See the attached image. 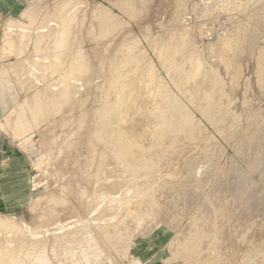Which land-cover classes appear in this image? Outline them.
Wrapping results in <instances>:
<instances>
[{"label": "rangeland", "instance_id": "374dc122", "mask_svg": "<svg viewBox=\"0 0 264 264\" xmlns=\"http://www.w3.org/2000/svg\"><path fill=\"white\" fill-rule=\"evenodd\" d=\"M19 1H21L19 10H16V5L8 0H1L0 3V73H5L3 78L9 80L11 89V96L5 97L6 102L0 101V121L6 114H10V111H14L15 115L12 117L16 114H24L26 122L29 123V129L23 136L16 137L0 127V218L13 220L17 224L31 228L36 224L37 214L42 210L41 206L45 208L46 202L52 197L60 199L58 197L65 196L66 201L68 199L65 204L66 208L63 207L61 210L59 207H54L60 210V213L56 215L57 218L55 217V221L40 230L39 237L41 241L43 240L42 243L45 242L50 247V242L54 241V234L62 235L68 229L71 230V227L73 230L77 225V227L81 226L80 224L88 227L96 226L97 222L91 221V218L93 220L94 217L90 212H87L83 205L76 202V195H73L78 191V186L80 190L88 192L83 199L91 198L105 186L118 181V171H115L118 168L114 163V168L111 167L113 165L110 163V159L98 162L103 148L101 145L94 147L97 150V156L95 163L91 165L89 154L91 145H94L92 135L100 127L101 121L98 113L102 110L103 105L113 101L117 94L116 89L113 88L115 85L109 86L112 70L120 68L121 62L126 59L127 55L131 56V53L134 52L136 57L144 52L145 60L142 59L139 63L132 79L140 81L141 84L146 83V70L149 69V64L158 81L147 89L158 88L159 94L168 90L172 98L189 111L196 122L206 128L205 134L200 136L197 133V142L192 144V147L190 146L188 157L195 163L200 161L201 155L209 149L211 150L215 142L220 152V162L210 183L204 187L202 197H197L189 212L184 211L183 206L190 195L184 188L185 183L182 182V185L175 189L171 188L173 192L169 190L172 198L170 204L172 203L173 206V211L170 214L177 217L175 221L167 220L166 225H172L173 232L165 228L168 232L160 231L148 238H137L134 241L132 256L141 258L145 262L150 261V264L168 261L172 257V253L176 252V244L184 241L183 235L186 233L189 220L208 198L213 182L222 173V166L227 167L224 172L226 178L225 198L226 201L230 199V180L228 179L231 173L230 159H235L239 161L241 171L250 180L245 183L240 182L236 191L247 189L251 183L252 186L247 190L255 202L254 207L252 210L241 211L239 224L237 223L234 229L230 225L229 218L215 228L216 232L207 227L205 233L212 232L215 235L216 241H212L209 247L218 254L216 255L218 264H243L247 259L245 255L247 253L252 256L249 257L252 261L258 258H262L264 261V257H262L264 256V245H262L264 241L260 240L262 231L264 232V143L245 160H239L235 150L236 142L247 135V132L255 135L260 130H264V78L261 80L257 75V59L261 58L264 61V0H184L180 4V8L176 5L177 9L173 0H146L143 8L137 12L133 19L113 5L114 0H72L79 3L78 24L74 27V31L77 34L76 38L81 52L89 65L88 75L76 82L75 86L73 85L75 91L70 90L73 92L70 94L73 102L71 99L69 101L57 99L55 112L38 121L32 120L29 110L23 105L31 103L32 97L37 92L45 93L44 89L47 88V83L51 80L47 78L46 82L42 80L37 84L29 75V66L24 65L25 58L17 59L13 54L4 56L2 46L6 37L5 29L13 21L27 26L28 20L24 15L27 12L35 11L39 15V20L31 29L34 32L38 29L36 24L41 23L40 19H43L46 12H50L60 2L68 0ZM98 7L106 9L109 15L119 21L116 27L108 29L103 36H101V30L94 17V12ZM16 33L13 35L15 40L18 36ZM173 35L183 36L185 42L184 51L177 55L175 64L178 67L183 66L184 71H190L188 56L193 55L199 61L202 75L198 79L201 85H197V88L187 79V75L185 77L182 74L176 75L170 67L165 66L157 58L156 53L161 51L157 47L164 41H168ZM134 39L138 40V46L135 47V51H132L128 49V46ZM225 41L235 42L232 51L228 52L223 48L222 44ZM27 51L25 55L28 54L29 51ZM223 58H232V63L225 64ZM11 61H15L16 64ZM24 71L25 73H23ZM215 87L219 88L222 94L218 100L222 114L220 123L213 127L205 117L194 109L190 100L200 96L203 99L206 94L204 90ZM163 98L156 97L154 104L149 105L144 100V92L139 93V115L141 114L146 119L148 113L152 112L164 100ZM127 102L126 107H129L132 100L127 99ZM68 105L69 107H67ZM145 121L150 125L149 120ZM115 126L112 127L115 128ZM131 133L133 142L137 146H142L149 140L148 136L142 138L134 131ZM97 163L100 164V168ZM97 168L101 173L96 170ZM109 173H112L111 177ZM154 174L155 176L163 175L162 180L167 184L169 178L165 172ZM96 176H100L101 179ZM109 177L110 179H108ZM132 179V177L123 179L114 189L117 196L124 192L123 187L127 182H132ZM100 181H102V186L104 184L103 188H101ZM139 181L132 183L139 182L140 185H144L146 180L140 179ZM67 186L71 188V191L73 190L68 195H66L67 190L65 192V189H68ZM256 188L261 191L259 194ZM89 198L86 201H91ZM40 201L41 204H39ZM68 210L71 211V214L74 211L76 214L71 215ZM235 212L236 208L233 209V213ZM78 220H82V222H78ZM48 236L51 238L49 239ZM170 243L173 244L172 247H168ZM114 252L109 249V256L112 254L113 264H128L126 257Z\"/></svg>", "mask_w": 264, "mask_h": 264}, {"label": "bare ground", "instance_id": "6f19581e", "mask_svg": "<svg viewBox=\"0 0 264 264\" xmlns=\"http://www.w3.org/2000/svg\"><path fill=\"white\" fill-rule=\"evenodd\" d=\"M173 2L175 8L176 5L180 8V4L184 0H173ZM145 3L146 0H114L112 2L113 5L122 10L130 19L136 17L137 12L143 8ZM78 7L79 3L72 0L60 2L50 12H46L47 14L43 19H40L42 20L41 23L36 24L38 29L34 32L31 29L36 21L39 20V15L35 11L27 12L24 15L28 20L27 26L13 21L5 29L6 37L2 46L4 56L13 54L17 59L25 58L24 65L29 66V75L37 84L42 82V80L46 82L47 78L51 80L47 83V88L44 89L47 93L37 92L32 97L31 103L23 105L29 110L33 121H38L40 118H44V116L55 112L57 109V99L69 101L72 92L70 90H73L74 84L88 75L89 65L81 52L76 38L77 34L74 31V27L78 24ZM94 17L101 30V36L108 29L116 27L119 24V21L112 15H109L107 10L102 7L97 8L94 12ZM15 32L18 35L17 37L15 35L16 40L13 38ZM234 43V41H225L222 46L229 52L233 50ZM183 45H185L183 36L173 35L168 41H164L162 45L157 47L161 51L156 53V55L176 75L182 74L184 75L183 77L187 75V79L197 88V85H201L198 79L202 75L198 59L193 55L188 56L187 60L191 67L190 71H184L183 66L178 67L175 64L177 55L184 51ZM137 46L138 40L134 39L129 44L128 49L133 51ZM26 51L28 52L27 55H25ZM142 59L145 60L144 52L136 57L133 52L131 56L127 55L126 59L121 62L120 68L112 70V79L109 82V86L113 87L115 85L113 88L116 89L117 94L115 99L103 105L102 110L98 113L101 121L100 127L97 128L95 124V130L96 128L97 130L92 135L94 145H91L89 154L91 156V165L95 163L97 156V150L94 147L101 145L103 151L101 149L102 153L99 155L100 160L98 162L110 159V163L113 165L111 167L114 168L115 164V167L117 166L118 168V170H115L118 171V181L110 183L109 186L106 184L107 187H104V184L102 186V181H100L101 188H104L98 193L96 192L98 190H96V194L91 198L88 197L91 201H86L88 198L83 199L88 192L85 193V190H80L78 186V191L75 190L77 191L76 194L73 195L74 192L72 193L73 196L76 195V202L83 205L87 212H90L94 217L93 220L91 218V221L97 222L96 226L88 227L87 225L80 224L81 226L77 227L78 225L76 226L75 224L76 227L73 230L71 227V230L68 229L62 235L57 236L54 234V241L50 242L51 246L48 247L47 243H42L43 240H40V230L45 225L55 221L56 215L60 213L59 209L62 210L68 201V199L66 201L65 196H62L63 194L61 195L63 198L58 197L60 199L52 197L50 198L51 200L46 202L47 206L45 208L41 206L42 210L40 209L41 211L37 214L36 224L31 228L17 224L13 220L0 218V264H113L112 254L109 256V249L114 250L118 255L126 257L127 262H129L132 243L137 237L150 236L160 231L168 232L169 230L173 232V226L166 225L168 223L167 220L175 221L177 217L170 214L173 211L172 203L170 204V199L172 198L171 194H169V190L172 191L171 188L175 189V187L181 186V183L184 182V188L190 193L185 205H183L184 211L187 210L189 212L193 208L195 200L202 195L204 187L211 181L214 171L220 162V152L217 144L214 142L212 149L201 155L202 159L200 161L195 163V161L188 157L187 154L190 152V146L197 142V133L200 136L205 134L206 128L201 123L196 122L192 114L176 102L168 90L159 94L158 88L155 90L147 89V87L158 81L155 72L152 71L149 64L145 77L147 78L145 81L147 84H141L140 81L137 82L138 80L132 79V75L139 67ZM231 59L223 58L225 64H231ZM16 66L18 67V65ZM257 75L263 80L264 61L261 58L257 59ZM1 76L0 101L4 103L6 102L5 97L11 96V89L9 80L3 78L5 77V73H2ZM25 81L27 80L25 79ZM141 92H144V100L149 105L154 104L156 97H164V100L152 112L148 113L146 119L141 114L139 115V93ZM204 92L206 94L203 99H201V96V98L195 97L190 100L191 104L196 111L209 121L211 126L216 127L220 123L219 120L222 114L221 106L218 103L222 94L217 87L204 90ZM127 99L132 100L129 107H126L128 103ZM13 115H15L14 111L6 114L4 119L0 121V127L11 132L16 137H21L28 131L29 123L26 122L24 114H16V116L12 117ZM145 120H149L150 125ZM113 125H116L115 128L112 127ZM131 131H134L135 134L142 138L148 136V142H144L145 144L142 146L135 145ZM263 133L264 130H260L255 135L247 132V135L241 137L236 142L235 150L239 160L249 158L252 152L259 149L264 143ZM177 156L178 158H175ZM230 160L231 173L228 176L231 191L230 199L226 201L225 198L226 178L224 172L227 167L222 166V173L213 182L208 198L204 200V203L200 205L196 213L189 220L186 226V233L183 235L184 241L176 244V252H171L172 257L168 260V263L218 264V260H216V255L218 254L209 247L212 241H216L215 235L212 232L210 234L205 233V230L209 227L211 231L216 232L215 228L229 218L230 225L234 229L240 220L241 211L253 209L255 202L251 199L248 192V188L252 184L250 183L251 186L247 187L248 190L242 189L236 191V187L239 186L240 182L245 183L250 180L241 171L239 161L235 159ZM99 165L97 163V166ZM249 165L251 166V164ZM96 170L99 169L97 168ZM156 172H161L162 174L165 172L167 174L169 178L168 182H166L167 184L162 180L163 175L155 176L154 173ZM111 174L109 173V176ZM128 177H132L133 181H139L140 179L146 181L144 185H140V181L137 183H132L133 181L127 182L123 187L125 189L124 192L122 191L123 193L117 196L118 194L116 195L114 189L119 186L123 179ZM94 183L96 184V182ZM121 185L123 186V184ZM256 189L259 194L261 191L258 188ZM72 191L71 188L65 189L66 195ZM39 204H41V201ZM54 207H59V209H55ZM234 208H236L235 213H233ZM69 213L71 214V211ZM73 213L76 214L74 211L71 215ZM75 217L77 216L75 215ZM78 222H82V220H78ZM68 231L69 233H67ZM260 240L264 241L263 231ZM172 245L170 243L168 247H172ZM258 245L260 246V244ZM262 245H264V242ZM107 247L109 249L106 250ZM110 252L112 253V251ZM245 255L247 259L244 260L243 264H264L262 258L252 261L249 258L252 257L250 253ZM237 256L239 257L238 254ZM133 261H130L128 264H140L136 260Z\"/></svg>", "mask_w": 264, "mask_h": 264}, {"label": "crops", "instance_id": "0c3cea01", "mask_svg": "<svg viewBox=\"0 0 264 264\" xmlns=\"http://www.w3.org/2000/svg\"><path fill=\"white\" fill-rule=\"evenodd\" d=\"M8 1L11 2V3H13L14 5H16V10H19V9H20L21 1H19V0H8ZM0 3H1V0H0ZM164 232H167V231H164ZM154 234H156V233H154ZM154 234H152V235H150V236H153ZM150 236H139V237H137V238H140V237L148 238V237H150ZM137 238H136V239H137ZM136 239H135V240H136ZM135 240H134V241H135ZM134 241H133V243H132L131 251H130V254H129L130 257H131V258H130V261H131V262H134L133 260H136L137 262H140V264H150V261H146V262H145V261H142L141 258H138V257L135 258L134 256H132V249H133V246H134ZM132 259H133V260H132ZM160 260H162V259H160ZM130 261H129V262H130ZM129 262H128V263H129ZM151 264H153V263H151ZM154 264H174V263H168V261H166V262L163 263L162 261H159V262H157V263L154 262ZM175 264H176V263H175Z\"/></svg>", "mask_w": 264, "mask_h": 264}]
</instances>
